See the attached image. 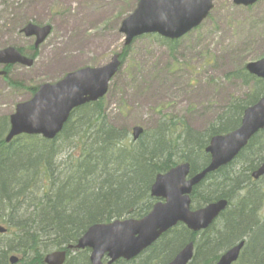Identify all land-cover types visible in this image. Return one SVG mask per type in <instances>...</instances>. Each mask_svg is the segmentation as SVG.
<instances>
[{"label":"rangeland","instance_id":"rangeland-1","mask_svg":"<svg viewBox=\"0 0 264 264\" xmlns=\"http://www.w3.org/2000/svg\"><path fill=\"white\" fill-rule=\"evenodd\" d=\"M138 1L0 0V49L8 46L24 47L27 49L26 54H31L29 47L35 38H27L21 30L28 21L52 26L51 34L34 53L36 59L33 66L15 64L11 69L9 75L11 79L22 82L26 88L47 81H57L69 71L82 66H102L116 52H122L125 55L120 71L113 78L109 91L102 100L104 119L91 127L88 137L85 138L82 134L83 124L87 120L83 118L75 126L68 128L67 133L62 134L61 130L55 139L46 140V153L44 152L46 154V190L50 189L54 195H57L58 187L62 185L59 196L51 201H46V197H42L43 173L41 172L35 181L36 186L29 188L33 194L30 192L26 196L25 193H21L17 198L12 195L10 201L0 203V215L11 219L16 226L22 227L19 225L22 223L26 228L32 227L29 230L30 233L37 232L32 233L31 236L22 232L23 245L29 246L32 243L37 250L44 252V255L49 250L63 246L58 245L61 240L56 235L60 232L57 231L56 225L58 212L66 211L65 213L68 214V211H72L82 199L86 198L84 194L107 192L108 186L116 184L119 180L116 169L107 166L104 172L95 173L98 185L94 182L92 191V187L89 186L88 188L91 187L89 191L81 194L72 203L71 208L66 209L63 204L56 206L61 198L79 195L83 188L88 186L85 185L86 181L78 186L63 184L66 176L73 175L78 170L73 163L81 152L96 151L98 147L95 144L104 146L110 137L108 136L110 131L116 134L122 144L131 147V152H136V147L138 148L141 141V139L134 141L132 137V127L136 125L144 127L151 135L159 127H163L167 133L168 127L172 125L175 139H177V129L174 128L176 122H181L182 126L195 131L205 132L217 123L216 120H219L217 117L230 98H243L242 100L247 101L257 92L261 91L260 94L264 95V82L255 86L253 82L245 83L242 78L226 76L227 73L264 57V0H259L249 7L237 6L232 0H214L213 10L200 27L175 40L173 45L158 34H145L134 39L130 45L124 46V34L120 32L121 22L135 9ZM0 69H2L1 65ZM24 86L23 88L14 87L7 78L0 76V121L4 122L3 119L10 118L15 112L16 105L31 97V92ZM1 130L2 127H0ZM183 137L184 129L180 143ZM19 144H22V141ZM42 144V142L38 143L37 147ZM100 154L101 148L92 154V159L94 156L99 158ZM107 155L103 159L111 160L112 158H107ZM169 156L170 154L160 153L158 157L152 158V164L159 168V164H165ZM125 160H127L126 157L122 156L118 162L122 163ZM249 162L250 159L243 162L241 158H237L232 163L235 169L234 174L229 169L224 172L226 180L234 175L238 176ZM0 165L3 166L1 161ZM26 178L22 181L24 182ZM245 179L250 180L249 176H244L242 173L240 180ZM3 182L5 194H13L17 191L7 182ZM257 183L259 186L257 196L259 194L260 197H255V205L261 201L260 190L264 193V177ZM149 184V179L143 182L137 194L128 200L121 207L122 209H117L116 205L100 218L116 215L117 212L127 208V203H134L138 207L140 199L149 202ZM236 184L238 186L233 188L234 192L246 186H242L239 182ZM228 186L229 184H225L226 188ZM246 193L247 191L238 193L237 196L243 197ZM213 194H217L216 186L211 195ZM234 202L237 201L234 200ZM35 203H37V209L33 208ZM259 210H261L260 215L264 217V203ZM52 212L55 213L52 214ZM125 215L126 212H122L115 218ZM61 216L63 215H59ZM79 217L81 218V215ZM75 224L77 226L74 231L81 232L83 227L80 230L82 222L79 218ZM182 229L189 230L185 225L179 224L167 231L156 243L172 241V231L179 233L174 235V238L182 236L184 240ZM215 230L221 231V226ZM216 234L210 230L204 235L209 237ZM245 236L248 238L243 252L244 259L248 258L245 254L251 240L250 235ZM35 237L38 238L36 240L38 246L35 245ZM194 242L193 254L197 251L196 239ZM71 243H76V240ZM226 244L227 242L223 246ZM45 248L46 251H44ZM151 250L150 248L143 252L132 262L120 261L118 264H148L146 259L150 256ZM82 251L79 257L85 256L86 253H88L87 256L90 255L89 248ZM18 255L25 261L31 259ZM72 256L75 255H71L69 259ZM0 258V264H11L9 259L8 262L2 263L1 253ZM240 260L235 264H241ZM200 261L199 264H205V260ZM149 264H158V262L150 260Z\"/></svg>","mask_w":264,"mask_h":264},{"label":"trees","instance_id":"trees-1","mask_svg":"<svg viewBox=\"0 0 264 264\" xmlns=\"http://www.w3.org/2000/svg\"><path fill=\"white\" fill-rule=\"evenodd\" d=\"M168 42L173 45L175 41L168 40ZM124 56L125 55H123V58ZM226 76L232 78H242L245 80V83L253 82L255 86L264 82V80L255 78L253 75L248 73L245 66L227 73ZM28 89L33 94L38 89V85L29 87ZM260 93L261 91L257 92L255 95H252V97L247 101L242 100L243 98H230V100L227 102V105L222 109L223 111L221 114L217 117V119H219L216 120L217 123L213 127L207 129L205 132L195 131L192 128L190 129L188 127L182 126L183 124L181 122H176L174 128L177 129V139L173 137V129L171 128L172 125L168 127L167 133L163 127H159V129L154 131L152 135L146 131L145 134L140 138L141 141L138 144V148L136 147L137 151L131 152V147L122 144L119 139H117L116 134L113 131H110L108 133V136L110 137L104 146H98V144H95L98 147L96 151L87 150L85 152H81L79 157H77L76 161L73 163V166H75V168L78 170H76L73 175L69 174V176H66L65 182L63 184L64 186L72 184H76V186H78L79 184L86 181L85 185L88 186L83 188L79 195H75L72 198H68V196L61 198V200L57 202L56 206L63 204L65 205L66 209L69 207L71 208L73 206L72 203L78 199L81 194L88 192L91 187V191L93 190V183H97V175H95V173H101L102 171L104 172L107 166H110L112 169H116V175L119 180L116 181V184H110L107 188V192L102 191V193L91 192L89 194H84L83 196H86V198L82 199V201L78 203L77 206L72 209V211L67 210L69 212L68 214L65 213L66 211L58 212V221L56 225L57 231L60 232L56 233V235L57 237H60L61 240L58 245H63V249L67 248L71 241L77 240L82 232L85 231L87 226L91 223L110 221L112 218L121 215L122 212H126V215L133 214L138 217H141L147 213L153 204L151 197H149V202L142 201V199H140L138 202V207L134 203H127V208L117 212L116 215L109 218H100L106 212H108V210L115 208L116 205L117 209L125 205L128 200L132 199L133 196L137 194L136 192H138L139 186L148 179L150 180L148 188H150L154 177L158 172H163L170 169L177 162H181L183 160L191 161L193 172L203 167L209 160V156L204 152V148L209 141L210 134L226 132L237 127L240 124L242 113L245 107L254 103L261 96ZM102 112V101L86 104L81 108L74 110L72 117L65 125L64 132H62V134L67 133V129L75 126L80 122L81 119L87 118L82 128L83 137L87 138L91 127L97 125L101 119H104V117H102ZM3 120L4 122L0 121V127H2V130L0 131V161L3 165H0V203L1 201H10L12 195L17 198L22 192L28 194L27 192L29 188L36 186L35 181L41 172L43 173L42 182H46V140L39 137L24 135L15 138L10 143H6L4 137L9 129V118ZM4 124L5 126H3ZM183 129L184 137L180 143ZM262 132H264V130H262L260 133ZM21 141L22 144H19ZM40 142L43 144L37 147V144ZM100 148L101 154L99 158L94 156V159H92V154L98 152ZM104 149L107 151L108 155L106 151H102ZM263 152L264 144H261V142L255 137L249 142L245 150L239 155V159L251 158L247 168L252 169L264 158ZM160 153L163 155L164 153L170 154V156L169 159H166L165 164H159V168H156L155 164H152V158L158 157ZM178 153L179 155H177ZM105 155H107V158H112L111 160L108 159L110 162L104 160ZM122 156H125L127 160L122 163L121 161L118 162ZM227 169H233L232 163L209 175L195 188L193 194V201L198 206L217 198L230 199V208L223 212L220 220L211 225L207 231L209 232L212 230V232L214 231L217 234L206 237L207 235L200 233L206 240L205 243L202 244L203 242L199 243L197 241V233L190 234L187 229H182V234L185 239L183 240L181 236L172 241H166L163 244L157 243L154 245V247L151 248L152 250L150 256L146 259L148 260V264L150 260L157 261L158 264L165 263L171 259L186 242L195 239L197 241V251L191 264H199V262H201L200 260H205V264H213L218 259L221 251L247 234L250 235L251 238L249 247L246 249L245 254V256H248V258L244 259L242 255L240 263L264 264V220L259 218V208L262 202V196L261 201L255 205V197L251 199L252 196H250L253 195V193L257 195V192H255V185L253 183L248 185L250 180L245 179L241 181L240 177L235 175L232 178L226 180V178L223 176V173L225 171H229ZM244 172L246 173V169ZM20 176L23 177L22 179L26 177L28 178H26V180L23 182ZM126 178L128 179L126 180ZM3 181L7 182V184H10L17 191L13 194H5V186ZM236 182L242 183V186H248V192L250 193L247 192V195L242 197L243 200L250 199L248 203H244L242 205V203L239 204L238 201L234 202L237 194L241 192L242 189H244L238 188L234 192L233 188L238 186ZM225 184H229V186L226 188ZM89 186L91 187L88 188ZM215 186L217 194L211 195ZM61 187L62 185L58 187V191L56 192L57 195H54L52 192L49 194L46 193V201H51L52 199H55L56 196H59ZM53 190L55 191L56 188ZM257 197H260L259 194ZM41 200L43 201L42 197ZM36 206L37 203L34 204L33 208L37 209ZM137 210L140 211L137 212ZM30 213L34 214L32 212ZM53 213L55 212H52V214ZM25 214L23 215L25 216ZM59 215L63 216L59 217ZM80 215L81 218L79 217ZM30 216L34 217V215ZM78 218L82 222L80 225V230L83 227L82 231L79 233L78 231H74L77 226L75 221H77ZM0 223L6 224L9 231L7 234H0V253L1 256H3L2 263L8 262L9 255L11 253H17L21 256L31 258L25 261L22 257L20 260L22 264H45L44 252L37 250L32 243L27 246L23 245L24 243L21 242L22 232L27 233L28 236H31L32 233H37L29 232L32 227L26 228V226H23L22 223L19 224L22 227L18 225L16 226L11 221V219H6L2 215H0ZM215 224L217 226H215ZM67 226L70 228H66ZM220 226L221 231L218 232L215 230V228ZM54 227L56 228L55 225ZM172 232L173 237L174 235L176 236L179 234L176 231ZM36 240H38L37 237L34 238V241ZM182 240L184 241V244H182ZM225 242H227V244L223 246ZM35 245L38 246L37 241L35 242ZM203 246H207V248L205 249ZM220 246L221 249H219ZM44 251H46V248ZM82 252V250H77L75 256H72L71 259H68L66 264H89V256H87L88 253H86L85 256L79 257ZM70 253L71 250H68V254ZM29 254H31V256H28Z\"/></svg>","mask_w":264,"mask_h":264},{"label":"water","instance_id":"water-1","mask_svg":"<svg viewBox=\"0 0 264 264\" xmlns=\"http://www.w3.org/2000/svg\"><path fill=\"white\" fill-rule=\"evenodd\" d=\"M259 0H233L237 5H253ZM214 7V0H139L135 9L123 19L120 32L125 35V45L143 34H159L168 39H179L198 27ZM26 35H36V45L42 43L51 32V26L29 23L24 29ZM0 63H22L31 65L33 59L9 46L0 50ZM120 54L102 66H86L67 73L56 82L39 86L28 100L18 103L11 115L10 130L6 141L15 136L42 134L53 138L62 130L73 109L89 101L98 100L108 90L109 81L121 66ZM247 70L264 78V57L249 62ZM5 72H0L4 74ZM264 127V97L245 109L241 124L227 134L211 138L206 152L210 162L201 172L187 179L191 165L178 164L165 173H159L152 185L153 196L163 201L153 205L151 211L140 219H116L109 223H94L80 237L76 247L90 248L91 264H104L103 257H110L109 263L119 259H132L152 245L164 232L182 222L191 231L207 227L227 205L225 199L210 202L196 210L191 209V193L207 173L230 163L258 130ZM144 132L141 126L133 128L134 138ZM264 174V162L254 176ZM5 228L0 226V232ZM244 241L229 249L217 264H231L239 255ZM194 242H189L167 264H188L193 258ZM12 263L17 256L10 258ZM48 264H63L66 251H53L46 255Z\"/></svg>","mask_w":264,"mask_h":264},{"label":"bare ground","instance_id":"bare-ground-1","mask_svg":"<svg viewBox=\"0 0 264 264\" xmlns=\"http://www.w3.org/2000/svg\"><path fill=\"white\" fill-rule=\"evenodd\" d=\"M68 121V120H67ZM67 121L65 122V123H67ZM261 131H257L256 133H254L253 134V136L249 139V141H248V143L243 147L244 149L248 146V144H249V142L252 140V139H254L255 137L257 138V140L258 141H260V142H264V132H262V133H260ZM215 136V134H210V137H214ZM263 154H264V152H263ZM219 169H217V170H215V171H212V172H209V173H207L208 174V176L209 175H211V174H213V173H215V172H217ZM223 176L225 177L226 175H225V173H223ZM24 192H22V194H23ZM248 193H250V192H248ZM247 195V194H246ZM26 196H27V194H26ZM250 196H252L251 197V199H253L254 197H256L257 195L255 194V193H253V195H250ZM234 200H236V201H238V203L239 204H241L242 203V205L244 204V203H248V201L250 200H243V198H239L238 196H236V198L234 199ZM156 201V200H155ZM243 201V202H242ZM211 202V201H210ZM251 202V201H250ZM209 229L207 228V227H205V228H202V229H200V231H201V233H206L207 231H208ZM193 232H196V231H193ZM197 233V241L200 243V242H203L202 244H204L205 243V238L200 234V233H198V232H196ZM174 239H176V238H174L173 237V240ZM182 244H184V242L182 243ZM185 245V244H184ZM205 249L207 248V246H203ZM219 249H221V246L219 247ZM203 252H204V250H203Z\"/></svg>","mask_w":264,"mask_h":264},{"label":"flooded vegetation","instance_id":"flooded-vegetation-1","mask_svg":"<svg viewBox=\"0 0 264 264\" xmlns=\"http://www.w3.org/2000/svg\"><path fill=\"white\" fill-rule=\"evenodd\" d=\"M22 31V30H21ZM23 32V31H22ZM27 38H31V37H33V38H35L34 40H32V41H34L33 42V44L29 47V49L31 50V54H26L27 53V49L26 48H24V47H20V50H21V52L22 53H24V54H26V55H28V56H30V55H32V56H30V57H33L34 56V53L38 50V48H39V46H36V44H35V41H36V38L37 37H35V36H26ZM2 66V69L1 70H5L4 72V75H0V76H3L5 79L7 78V81L12 85V86H14V87H17V88H23V83L22 82H19V81H13L12 79H11V77L9 76L10 75V73H11V69L13 68V66L14 65H1ZM33 66V65H32ZM15 83H18V84H15ZM19 84H21V85H19ZM34 86V85H33ZM32 85L31 86H28L27 88H26V90L28 91L29 89V87H33ZM260 177H258V179H259ZM115 262H117L118 263V260L117 261H115ZM104 264H105V262H104Z\"/></svg>","mask_w":264,"mask_h":264}]
</instances>
